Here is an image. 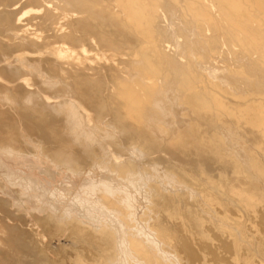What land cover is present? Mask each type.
Returning a JSON list of instances; mask_svg holds the SVG:
<instances>
[{
    "label": "bare ground",
    "instance_id": "6f19581e",
    "mask_svg": "<svg viewBox=\"0 0 264 264\" xmlns=\"http://www.w3.org/2000/svg\"><path fill=\"white\" fill-rule=\"evenodd\" d=\"M0 102L6 203L94 263L264 264V0H0Z\"/></svg>",
    "mask_w": 264,
    "mask_h": 264
},
{
    "label": "rangeland",
    "instance_id": "374dc122",
    "mask_svg": "<svg viewBox=\"0 0 264 264\" xmlns=\"http://www.w3.org/2000/svg\"><path fill=\"white\" fill-rule=\"evenodd\" d=\"M34 5L35 4L32 3L26 4L27 7H32ZM9 9L11 8L6 10L9 11ZM20 9L22 10L24 7H21ZM18 120L25 122L17 112L10 109L8 105L0 102V148L8 142L9 136H17V131L14 127ZM24 127H22L21 130L23 134H25L27 130L32 134L33 138L40 135L35 124L25 122ZM44 128L43 130H45ZM7 163L9 166H14L13 162L10 160H7ZM46 165V161L38 159L36 162L32 163L33 168H31L28 167L29 160L26 159L22 164H18V167H21L27 173L32 172V170L35 171L34 177L37 178L38 181H43L47 186L54 188V184L57 183L58 180H63L66 174L61 171L58 180L54 182L43 176V173L40 171V168H44ZM53 167L56 168L55 166ZM49 181H52V183L50 184ZM2 183L3 181L0 179V243L5 245L0 251V256L4 260V263L2 262V264H18L17 260L21 255L26 257L30 255V259L32 260L30 264H71V262H69L70 259L67 256L69 253L64 249L70 244V240L78 241V243H76L80 244V246L78 249L72 248V250L74 249L73 252L77 250L80 251V253L82 252L81 255L85 259L86 264H99L97 262L94 263L93 261V258L97 257V250L94 246H90L91 248L85 247L86 249L83 248L84 246L80 240L76 239L79 238L78 232L75 229H72V227L68 226L60 231H55L54 228H48L47 225L45 226V224H43V220L47 213L38 214L35 212L34 214L27 211L25 212L24 210L17 211L14 205L7 204L6 202L8 200L13 201L12 194L16 193V189H11L12 193L10 192L9 194H6L2 192ZM74 246H76V244H74Z\"/></svg>",
    "mask_w": 264,
    "mask_h": 264
}]
</instances>
